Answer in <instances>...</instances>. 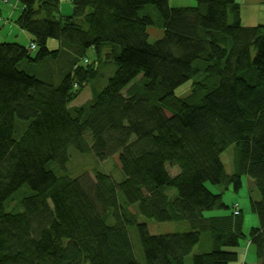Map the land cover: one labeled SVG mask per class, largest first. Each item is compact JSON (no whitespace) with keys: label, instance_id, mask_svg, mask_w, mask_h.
Listing matches in <instances>:
<instances>
[{"label":"trees","instance_id":"obj_1","mask_svg":"<svg viewBox=\"0 0 264 264\" xmlns=\"http://www.w3.org/2000/svg\"><path fill=\"white\" fill-rule=\"evenodd\" d=\"M71 1L62 16L60 0H18L15 23L36 50L0 45V264H140L132 228L145 264H188L203 235L212 249L192 264L237 262L224 249L246 238L243 212L204 213L229 210L208 182L239 192L243 177L260 194L250 237L264 261V24L247 22L236 0ZM150 26L164 28L154 44ZM52 39L60 46L50 51ZM62 53L72 66L89 61L58 84V66L43 61ZM103 65L115 67L106 86L71 108ZM232 146L229 174L222 155ZM70 148L97 161L93 176L69 175ZM114 157L126 178L99 166ZM160 223L179 231L162 234Z\"/></svg>","mask_w":264,"mask_h":264},{"label":"rangeland","instance_id":"obj_2","mask_svg":"<svg viewBox=\"0 0 264 264\" xmlns=\"http://www.w3.org/2000/svg\"><path fill=\"white\" fill-rule=\"evenodd\" d=\"M14 1V0H13ZM10 2V1H9ZM8 2V4H9ZM61 3V12L63 16H70L73 14V5L70 3V1L66 0H60ZM3 5V3H2ZM178 5H183L185 7L187 6H194L196 5V0H173L171 2L172 7H177ZM17 12L15 17L13 19H7L10 20L8 23L9 25H13L15 28V32L13 34H9L4 30V28L1 30L0 34V45L3 43H22L23 41L20 36L21 35H27L32 38V36L29 33H24L23 30L15 23L16 20L18 19L20 13L22 12V7L21 4L18 3V8L17 6L13 7V10ZM245 13L247 10L244 11ZM143 15H151L152 17L156 16V13L152 7H148L145 11L142 12ZM5 18H3L2 15H0V21H3ZM148 33H149V42L151 44L156 43L157 41L161 40L164 37V28L162 26H150L148 28ZM20 39V40H19ZM50 41V40H49ZM51 41L55 42L58 44V42L54 39ZM25 43V42H24ZM24 46V44H21ZM30 45V46H29ZM34 44H28L26 47H30L31 49H35L36 46ZM36 53V51H34ZM90 54H93L92 51H90ZM255 54V53H254ZM89 61V60H88ZM87 61V62H88ZM49 71L51 69V64L46 65ZM106 70L109 71V76L113 75L115 71L114 66H108L106 67ZM192 81L187 82L185 85L181 86L176 90V95L178 97H186L192 88ZM90 92L91 89L90 87L86 88L85 91L82 93V95L79 97V99L75 102L76 105L83 104L86 101H88L90 97ZM87 99L85 102H81L82 100ZM70 154H71V161L73 160L74 157H77V159H74L75 162L72 164V169L70 170L71 175L73 176H80L81 178L84 176H89L92 175V171L95 168V164L97 161H95L92 157H86L81 155L77 150L74 148H70ZM79 157V158H78ZM83 157V158H81ZM86 157V158H84ZM236 158H237V153H236V148L235 146H232L228 151H226L222 155V161L228 171L229 174H232L236 171ZM71 164V162H70ZM69 164V165H70ZM118 161L115 159V157L111 161H106L102 162L99 166L105 170L107 173H110L112 171H116L114 168L118 167ZM68 165V166H69ZM52 168H55L54 165L51 166ZM87 172V173H85ZM60 173H62L60 171ZM84 173V174H83ZM245 179V177H243ZM248 180L250 183L248 184L246 181L243 183V188L239 192H234V191H226L224 188L219 187V186H213L211 184H208V188L215 194H222V201L225 205L229 207L228 211H211V212H206L204 213V216L206 217H213V216H222L223 213H228L230 214L233 212V207L237 204L238 208L243 212L244 216V233L246 234V238H244L241 241V244L237 248H225L224 250L227 251H235L239 254V259L237 262L231 263V264H264V261L260 260L257 256V250L256 246L251 243L252 239L250 237V232L253 228L259 227V219L258 216L251 211V197L255 200L260 199V194L256 188L255 182L249 177ZM174 194L176 195V191L174 189H170ZM141 222H149L148 219L141 217L140 219ZM159 230L162 234L164 233H177L178 227L174 223H160L159 225ZM135 228L130 229V235L132 238L133 245L135 246L137 255H138V261L140 264H145L144 263V258H143V253L141 255L140 251V243H139V238L136 235L137 233L134 231ZM207 244H210V239L208 235H203V239L200 244H198L193 252L188 256L187 262L188 264H192V258L194 255L210 251L212 248L206 247Z\"/></svg>","mask_w":264,"mask_h":264},{"label":"crops","instance_id":"obj_3","mask_svg":"<svg viewBox=\"0 0 264 264\" xmlns=\"http://www.w3.org/2000/svg\"><path fill=\"white\" fill-rule=\"evenodd\" d=\"M64 1V0H63ZM67 1V0H66ZM70 1V0H68ZM239 4L242 5V11L244 12L245 10H247V12H244V16H245V20L247 22H249L251 25H256V24H264V0H236ZM17 6L18 8V0H14V1H10L9 4H4L1 5L0 4V15L3 16V18H5L3 21H0V31L4 28L3 31L9 33V34H13L15 32V28L13 25H9L8 23L13 19V17H15L16 13H14L13 7ZM1 31V32H3ZM0 32V34H1ZM20 38L23 40L21 41V44H24V46H28V44H32V38L30 36L27 35H21ZM20 40V39H19ZM25 42V43H24ZM48 46L52 49V50H57L59 48V43L56 44L53 41H49L48 42ZM62 69L60 67H57L56 69V73L57 76H61L62 75ZM105 84H96L95 86H90L91 92H90V97L88 99L91 100L93 97V93L94 91H99L102 87H104ZM88 88V87H87ZM86 89V88H85ZM85 89L83 90V92L85 91ZM87 100V99H86ZM248 184L250 183V181H246Z\"/></svg>","mask_w":264,"mask_h":264},{"label":"bare ground","instance_id":"obj_4","mask_svg":"<svg viewBox=\"0 0 264 264\" xmlns=\"http://www.w3.org/2000/svg\"><path fill=\"white\" fill-rule=\"evenodd\" d=\"M173 0H169V4H170V6H171V2H172ZM19 4H20V2H18ZM70 3L73 5V2L70 0ZM172 7V6H171ZM177 7H185V6H183V5H178ZM177 7H173V8H177ZM187 7H192V6H187ZM187 7H185V8H187ZM60 13H61V15H62V12H61V3H60ZM63 16V15H62ZM23 30V29H22ZM23 32L24 33H28V32H26V31H24L23 30ZM33 38V37H32ZM4 44V43H3ZM12 44V43H11ZM17 44H20V43H17ZM21 45V44H20ZM48 48L50 49V51H53L49 46H48ZM75 60V56H73V54H71V53H62L61 54V56L59 57V60L57 59V60H54V62L55 63H52L51 61L52 60H50V59H48V60H45V61H43V63L44 64H46V65H48V64H53V65H56V66H58V67H60L62 70V75L61 76H59L58 77V84L62 81V79L68 74V73H70L71 71H73V70H75L76 68H77V66H84L85 64H87V60L85 59V58H80V57H78V64L77 65H75V66H72V62ZM109 65H103L102 66V68H100L101 69V75H99V77L97 78V79H95L90 85H88V86H95L96 84H100V85H102V84H105V86H106V82H107V78H108V76H109V71L108 70H106V67H108ZM41 77H43V76H41ZM73 87H74V89L76 90V91H78V90H80V85L77 83V82H75L74 83V85H73ZM82 93H83V91H82ZM82 93L77 97V99H75L72 103H71V105H70V107L71 108H78V107H82L83 105H85L87 102H89V101H86V99H84V100H82L81 102H85V103H83V104H79V105H76L75 104V102L79 99V97L82 95ZM69 173V175H70V172H68ZM115 173V178L116 179H118V180H121V179H123V177L124 178H126V176L125 175H123L121 172H119V171H115V172H113L112 174H114ZM248 178L249 177H246L245 179H243L242 181L244 182V181H249L248 180ZM208 184H211V183H207V185ZM206 185V186H207ZM212 185V184H211ZM214 186V185H213ZM252 198V197H251ZM252 200H255V199H253L252 198ZM136 211V210H135ZM235 216H239V213H237V214H235ZM172 234V233H171ZM134 250V254H135V252H136V249L134 248L133 249ZM203 253V252H202ZM200 254V253H199Z\"/></svg>","mask_w":264,"mask_h":264},{"label":"built area","instance_id":"obj_5","mask_svg":"<svg viewBox=\"0 0 264 264\" xmlns=\"http://www.w3.org/2000/svg\"><path fill=\"white\" fill-rule=\"evenodd\" d=\"M33 47H34V45H33ZM237 213H239V211H238V210L236 211V214H237Z\"/></svg>","mask_w":264,"mask_h":264},{"label":"clouds","instance_id":"obj_6","mask_svg":"<svg viewBox=\"0 0 264 264\" xmlns=\"http://www.w3.org/2000/svg\"><path fill=\"white\" fill-rule=\"evenodd\" d=\"M34 50H36V49H34Z\"/></svg>","mask_w":264,"mask_h":264}]
</instances>
